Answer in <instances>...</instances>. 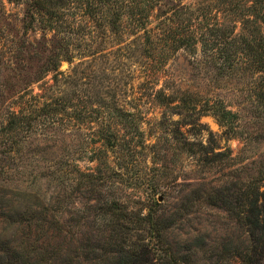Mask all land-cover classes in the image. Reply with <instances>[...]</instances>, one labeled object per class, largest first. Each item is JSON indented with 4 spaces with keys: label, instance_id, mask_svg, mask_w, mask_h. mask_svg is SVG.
I'll return each instance as SVG.
<instances>
[{
    "label": "rangeland",
    "instance_id": "1",
    "mask_svg": "<svg viewBox=\"0 0 264 264\" xmlns=\"http://www.w3.org/2000/svg\"><path fill=\"white\" fill-rule=\"evenodd\" d=\"M25 9L26 4L22 2L0 0V125L20 87H27L28 92L33 89V94L43 92L39 87L42 80L30 83L32 80L28 77L43 72L35 71L42 64L36 59L47 52L38 48L43 47L44 41L47 44L43 48L50 45L53 32L41 29L37 23L25 28ZM66 13L74 26L84 24L81 8H70ZM155 24L153 19L147 27L156 30ZM124 25V43H130L136 36H145L142 29L134 34L129 20ZM119 45H113L98 56L95 61L98 68L83 64L74 69L79 59L73 65L62 62L60 71L64 75L54 80L50 73L43 79L48 86H53L46 93L66 96L70 92L68 88L74 85L71 82L76 80L74 87L82 94L79 101L82 106L98 109L99 105L113 107L116 103L134 113L135 122L127 124L120 132L130 139V144L119 151L118 156H110V160L116 161V164L111 161L110 166L117 173L113 174L112 182L108 180L104 185V191L123 197L131 206L141 201L140 206L146 207L145 213L154 193V198L161 203L159 213L166 210L165 214L169 215L176 211L178 220L164 233L172 249L180 255L185 252L184 244L189 243L190 260L184 264H241L238 255L250 247L251 236L240 220V196L250 181L260 185L264 175V102L258 97L260 75L254 71H214L201 57L200 49L194 54L186 48L171 55L162 71H143L142 63L134 65L130 58L135 45ZM25 46L26 51L18 56L20 59H14L17 49ZM74 54L79 55L76 50ZM151 73L157 75L148 77ZM162 86L199 94L210 103L223 102L237 115L235 130L229 131L225 125H220L210 111L200 118L201 132L192 134L195 130L189 131L190 125L180 126L188 140L197 143L192 151L198 153L186 152L173 134L174 122L183 116L157 98ZM106 110L111 109L106 107ZM109 117L92 118L93 123L88 126L92 130L86 129L85 123L79 124L80 128H71L61 120L62 126L38 131L37 137L40 136L33 142L30 149L33 152L26 164L18 168L11 180L0 176V264H21L17 256L22 254V244L34 236L38 245L41 244L43 231L36 227L35 221L38 220L42 228L49 231L47 236L52 237L49 222L53 215L57 219H68L74 208L89 205L76 194L70 199L64 196L63 192H72V187L58 184L52 174L69 176L78 168L85 171L94 165L95 162L86 160L88 154H84V149L88 145L83 138H96V129L109 121ZM51 164L55 168L48 170ZM19 188L22 194L14 195ZM222 194L231 206L236 205L235 210L228 205L211 204L212 198ZM57 195H61L58 200L63 204L69 203L67 211L23 217L24 207L29 206L36 214L40 205L54 202ZM63 196L69 202L64 203ZM64 222V232L58 239L66 237L68 240L74 238L72 233L83 234L89 230L87 225Z\"/></svg>",
    "mask_w": 264,
    "mask_h": 264
},
{
    "label": "trees",
    "instance_id": "2",
    "mask_svg": "<svg viewBox=\"0 0 264 264\" xmlns=\"http://www.w3.org/2000/svg\"><path fill=\"white\" fill-rule=\"evenodd\" d=\"M9 1L26 4L23 19L25 28H31L37 23L41 29L53 34L49 40L50 45L43 48L47 44L44 41L43 47L38 48L41 52H47L36 59L41 60L42 64L35 71L43 72L32 75L33 79L28 77L32 80L30 83L42 80L39 87L43 92L33 94V89L28 92L27 87H20L15 91L17 96L12 102L13 106L6 110L4 123L0 125V153L3 155L0 158V176L11 180V176L18 173V168L26 164L31 156L29 154L33 152L30 151L32 144L40 136L37 137L38 131L62 126L61 120H65L71 128L85 123L88 129L93 123L92 118L101 120L110 116L109 121L101 123L96 129V138H83L88 145L84 149V154H88L86 160L95 164L85 171L78 168L69 176L56 172L52 174L58 184L65 183L72 187L73 191H64V196L70 199L76 194L89 205L83 209L74 208L73 215L68 219H57L53 215L49 222L53 228L52 237L47 236L49 231L42 228L38 220L35 221L36 227L43 231V240L38 245V239L34 236L31 241L22 244V254L17 256V261L21 264L189 262V243L184 244L185 252L180 255L165 239L166 228L175 225L179 218L176 211L169 215L165 214L166 210L159 213L161 203L154 198V193H151L152 200L145 213L146 207L140 206L141 201L131 206L123 197L109 195L103 189L108 180L113 181V174L117 173L110 166V156H118L119 151L130 144V139L120 135V132L127 128V124L135 122V114L123 110L116 103L113 107L99 105L98 109L82 106L79 102L82 94L74 87L76 80L71 82L74 85L68 88L70 92L66 96L47 94L53 86H48L43 79L50 73L54 80L64 75L60 71L64 61L73 65L79 59L74 69L83 64L89 68L92 65L98 68L95 61L104 54V50L108 51L113 45L125 42L124 23L129 20L131 31L135 34L142 29L145 36H136L130 43L119 47L135 45L130 58H133L134 65L142 63L143 71H162L171 55L180 49L186 48L194 54L200 49L201 57L214 71L258 72V84H261L258 97L264 102V0H190L187 3L183 0ZM76 7L82 9L84 17V24L78 26H74L66 13ZM153 19L156 21V30L147 27ZM17 50L13 57L19 60L18 56L26 51V46ZM74 50L79 55H75ZM155 75L157 73L147 76ZM157 98L163 104L172 106L176 110L174 113L183 116L174 122L173 134L188 153L197 143L189 141L186 131L180 126L190 125L188 130H195L192 134L201 132L203 124L200 118L210 111L220 125H225L229 131L235 130L234 118L237 115L223 102L210 103L209 99H202L199 94L182 89L170 90L166 86L158 90ZM106 107L111 110H106ZM88 130H92L91 127ZM112 163L116 164V161ZM53 167L51 164L48 170ZM79 171L81 173L77 175ZM20 191L19 188L14 195ZM60 196L57 195L54 202L40 205L36 214H33L29 206L24 207L23 217L28 219L35 215L65 211L69 203L59 201ZM64 196L63 202H69V199L64 200ZM212 202L216 207L231 206L223 194L212 198ZM240 206V220L251 236L250 247L238 255L241 264H264V175L260 185L254 180L247 184L240 196ZM231 208L235 210L236 205ZM64 221L87 225L89 230L83 234L72 233L74 238L69 237L68 240L66 237L58 239L59 234L64 232Z\"/></svg>",
    "mask_w": 264,
    "mask_h": 264
}]
</instances>
